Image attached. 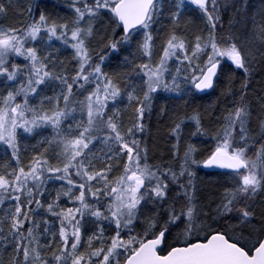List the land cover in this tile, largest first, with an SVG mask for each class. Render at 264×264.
Here are the masks:
<instances>
[{
    "label": "snow or ice",
    "instance_id": "1",
    "mask_svg": "<svg viewBox=\"0 0 264 264\" xmlns=\"http://www.w3.org/2000/svg\"><path fill=\"white\" fill-rule=\"evenodd\" d=\"M0 264H264V0H0Z\"/></svg>",
    "mask_w": 264,
    "mask_h": 264
}]
</instances>
